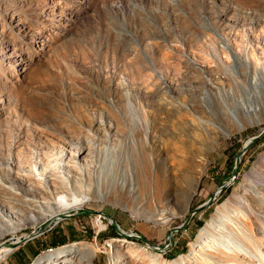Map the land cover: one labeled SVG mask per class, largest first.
<instances>
[{"label": "rangeland", "instance_id": "obj_1", "mask_svg": "<svg viewBox=\"0 0 264 264\" xmlns=\"http://www.w3.org/2000/svg\"><path fill=\"white\" fill-rule=\"evenodd\" d=\"M82 122L83 151L96 140L93 178L115 183L109 200L6 233L0 248L22 240L0 264L75 242L99 249L95 264L188 253L219 208L264 188V0H0V189L21 192L30 149L42 159L43 142H76ZM190 157L198 167L183 170L198 171V186L178 171ZM165 210L167 224L147 217ZM184 223L160 250L119 231L159 246Z\"/></svg>", "mask_w": 264, "mask_h": 264}, {"label": "bare ground", "instance_id": "obj_2", "mask_svg": "<svg viewBox=\"0 0 264 264\" xmlns=\"http://www.w3.org/2000/svg\"><path fill=\"white\" fill-rule=\"evenodd\" d=\"M254 109L256 108L251 107L248 110ZM230 113L234 120L240 122L232 109ZM77 117L83 119L80 115ZM90 130L92 123L82 122L77 128L71 125L69 131L72 134L75 132L71 137L80 133L74 139L76 142L70 143L65 137L63 140H48L40 144L44 158L37 159L30 149V154L23 158L24 161L19 162V170L28 174V180L21 181V192L16 190V182L10 186L1 184L0 238L11 231L18 232L16 234L19 235V229L27 226L49 224L54 227L69 212L84 208L93 198L109 200L111 185L115 183L104 186V177L94 179L92 176L96 140L90 138V150L83 151L82 140L90 137ZM181 134L187 141L192 139L187 130L181 131ZM67 149L70 150L68 153ZM79 159L81 163L77 161ZM189 164H193V169L198 167L193 157L189 158L187 164L186 161L180 162V177L186 182V176H191L192 184L198 186L200 179L195 178L198 171L193 170L189 175L183 170ZM127 182L121 186L125 191L129 189ZM114 188L117 190L119 187ZM251 194L254 198L244 196L241 204L236 202L235 197L230 199L200 230L188 253L175 260H166L165 263L264 264V247L261 242L264 241L261 236L264 230V188L252 189ZM174 195L181 196V192L176 189ZM254 200L259 202L258 208ZM170 214L174 217L177 215L173 209ZM147 217L150 221L161 224H167L172 219L166 215V210L156 216ZM121 231L128 234L123 229ZM21 240L18 236L13 240L10 249L0 248V263ZM133 251L137 250L133 248ZM98 253L97 247L75 242L47 250L32 264H95L94 259ZM158 259V263L163 264L159 256Z\"/></svg>", "mask_w": 264, "mask_h": 264}, {"label": "water", "instance_id": "obj_3", "mask_svg": "<svg viewBox=\"0 0 264 264\" xmlns=\"http://www.w3.org/2000/svg\"><path fill=\"white\" fill-rule=\"evenodd\" d=\"M263 134L259 135L258 137H255L254 139H258L259 137H261ZM211 202H212V199H210L207 203L197 207L195 209L194 212H199V211H202L204 210L206 207L210 206L211 205ZM90 213H94L95 211H88ZM110 222L112 224H114L116 227H118V224L117 222L114 220V219H110ZM189 223V222H187ZM185 223L184 226L187 224ZM182 228V226H177V227H174L172 228L169 233H168V237H167V240H166V244H160L159 246H155L154 244L150 243L146 238L144 237H141L139 235H129V234H126L124 232L121 231V229L119 228V231L121 234L125 235V236H130V237H135L137 239H140L142 240L143 242H145L146 244H148L149 246L153 247L155 250H160V249H164L166 247V245L171 241V237H172V234L176 231H179L180 229Z\"/></svg>", "mask_w": 264, "mask_h": 264}, {"label": "built area", "instance_id": "obj_4", "mask_svg": "<svg viewBox=\"0 0 264 264\" xmlns=\"http://www.w3.org/2000/svg\"><path fill=\"white\" fill-rule=\"evenodd\" d=\"M185 224V223H184ZM184 224L183 225H181L182 227H184ZM176 232H178V231H176ZM176 232H174L173 234H172V237H173V235L176 233ZM172 237H171V240H172ZM167 240V239H166ZM171 242V241H170ZM170 242L166 245V247L165 248H167V247H169L170 246ZM164 244H166V241H165V243ZM164 248V249H165Z\"/></svg>", "mask_w": 264, "mask_h": 264}]
</instances>
